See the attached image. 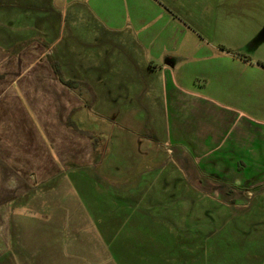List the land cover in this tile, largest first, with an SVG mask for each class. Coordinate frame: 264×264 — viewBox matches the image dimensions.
I'll return each instance as SVG.
<instances>
[{
  "label": "rangeland",
  "instance_id": "1",
  "mask_svg": "<svg viewBox=\"0 0 264 264\" xmlns=\"http://www.w3.org/2000/svg\"><path fill=\"white\" fill-rule=\"evenodd\" d=\"M58 2L64 42L69 41L74 61L82 60L68 71L77 78L74 91L84 103L76 118L83 127L98 129L100 163L38 186L37 202L25 209L40 219L29 228L40 238L34 256L17 241L22 257L31 256L27 264H264V198L254 211L246 209L252 196L244 198L232 182L258 176L253 194L264 188L258 90L251 99L247 85L222 90L223 96L216 90L201 105L204 138H199L195 97L175 113L166 102L168 75L161 68L170 61L175 76L203 94L214 91L218 78L261 80L264 72L247 70L264 68V0ZM5 7L1 13L10 9ZM103 42L109 52L103 69L107 82L88 85L80 79L88 55ZM225 67L235 68L236 76L218 73ZM150 106L155 115L146 110ZM213 112L224 120L239 119L235 128L241 126L243 134L221 137L214 145L209 133L226 132V122L214 121ZM240 162L246 168L240 173L225 169L242 167ZM220 253L227 256L222 260ZM22 261L18 264H26Z\"/></svg>",
  "mask_w": 264,
  "mask_h": 264
},
{
  "label": "crops",
  "instance_id": "2",
  "mask_svg": "<svg viewBox=\"0 0 264 264\" xmlns=\"http://www.w3.org/2000/svg\"><path fill=\"white\" fill-rule=\"evenodd\" d=\"M52 1L54 8H50L49 0H8L9 3L4 6L0 0V264H18L19 258L26 264L32 262L31 256L22 257L23 251L20 253L17 241L22 239L24 247L27 245L25 252L29 254V251H32L31 255L34 256L35 240L40 238L29 228L31 222L34 224L40 219L25 209L26 206L31 207L37 202L38 186L44 183L47 185L53 177L76 175L83 171L81 169H91L96 163H100L97 161L99 156L96 158L98 147H94L88 135L81 134L73 125H69V121H74L76 128L83 131L96 132L98 129L83 127L82 121L77 120L76 116L84 103L74 88L61 82L51 65V59L58 62L64 78L72 79L75 75L68 74V71L72 73L71 64L79 65L82 62L78 58L79 61H74L69 41L64 42L61 31L64 21H61L56 13L62 5L58 0ZM3 7L10 9L1 13ZM102 14L103 10L98 12L97 16ZM107 45V42H103L97 49L94 47V52L91 51L88 55L91 61L86 76L80 78L88 85L107 82V76L103 72L109 65ZM229 56L233 60L239 59L233 55ZM169 62L161 67L168 75L166 102L172 105L176 113V110L183 108L180 105L190 100V96L195 97L196 100L191 101H195L196 106L194 122L197 137L204 138L199 132L201 123L205 120L201 105L205 99L215 96L216 90H219L218 95L223 96L222 90L234 91L237 85L238 88L247 85L249 92L246 97L249 99L253 98L252 92L258 90L259 107L264 113V78L253 83L246 78L238 80L237 83L218 78L215 87H211L215 92L203 94L190 88L192 84L185 79L182 81L176 77V67L171 66ZM222 70L236 76L237 70L233 67L219 69L218 73ZM239 70L245 72L242 68ZM247 71L259 74L264 72V68L251 67ZM71 75L74 77H70ZM90 86L96 91L92 84ZM95 94L97 95V92ZM227 95L230 97V94ZM121 97H125V94ZM254 101L256 100H251L250 103ZM213 102L215 104L221 101L217 99ZM151 109L153 108L150 106V109L146 110L155 115V110ZM164 112L166 113V109ZM214 115V121L226 122V132L209 133L210 138L215 139L212 141L214 145L217 146V139L221 137L232 140L243 134L244 129L241 126L235 128V124L239 125V119L224 120L218 113ZM239 141L241 138H236V142ZM238 165L242 167L228 166L225 169L238 170V173L246 169L242 162ZM255 171L263 170L256 168ZM258 179L259 177L255 176L250 182L242 177L232 180L233 185L241 187L238 192L242 191L244 198L250 200L249 197L252 196V204L247 202V206H244L246 209L255 210L258 198H264V188L257 189L254 194L251 189L256 185L253 181ZM260 183H263L264 187V181ZM18 254H21L20 257ZM226 256V253H220L222 260Z\"/></svg>",
  "mask_w": 264,
  "mask_h": 264
},
{
  "label": "trees",
  "instance_id": "3",
  "mask_svg": "<svg viewBox=\"0 0 264 264\" xmlns=\"http://www.w3.org/2000/svg\"><path fill=\"white\" fill-rule=\"evenodd\" d=\"M51 61H52L51 65H52V67L54 68L55 72L58 74L59 78L61 79V82H62L64 85H66V86H68V87H70V88H74V84H75V85L77 84V82H75V79H65L64 76L62 75L61 71H60V68H59L58 62H56V61H54V60H52V59H51ZM260 64L264 66V62H260ZM69 123H70L69 125H73V126L75 127V130H77V131L80 132L81 134H83V135H88V136L91 138V140L93 141V144L95 145L94 147H95V148L98 147V146H97L98 144H97V142H96V140H95L96 138L94 137V136H96L94 132H92L91 130L83 131V130L77 129V128H76L77 125H76V123H74V121H71V120H70ZM97 137L102 139V137H100V136H97ZM107 181L112 182L113 180L108 179Z\"/></svg>",
  "mask_w": 264,
  "mask_h": 264
}]
</instances>
